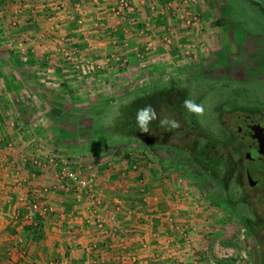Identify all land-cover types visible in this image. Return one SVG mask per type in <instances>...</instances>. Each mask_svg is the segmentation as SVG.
Returning a JSON list of instances; mask_svg holds the SVG:
<instances>
[{
  "label": "crops",
  "instance_id": "0c3cea01",
  "mask_svg": "<svg viewBox=\"0 0 264 264\" xmlns=\"http://www.w3.org/2000/svg\"><path fill=\"white\" fill-rule=\"evenodd\" d=\"M112 1L0 0V264H205L218 241L207 202L173 167L80 132L106 101L180 60L161 33L192 35L139 0L117 17ZM50 151L91 179V197L60 186Z\"/></svg>",
  "mask_w": 264,
  "mask_h": 264
},
{
  "label": "rangeland",
  "instance_id": "374dc122",
  "mask_svg": "<svg viewBox=\"0 0 264 264\" xmlns=\"http://www.w3.org/2000/svg\"><path fill=\"white\" fill-rule=\"evenodd\" d=\"M194 7L199 17L196 25L186 27L178 20L172 24V28L183 27L185 34H192L187 41L180 42H191L193 47L189 52L181 53L177 62L162 66L164 74L159 83L164 85L169 75H172L179 88L187 89L183 101L191 99L203 105L204 112L197 115L189 111L188 116L182 115L185 126L189 127L186 128L178 115L162 109L158 113V121L176 120L180 127L170 129L167 126L169 130L163 133L149 131L146 133L149 135L144 138L153 142L157 149L155 153L147 147L144 149L154 155L153 159L157 157L158 163L165 168L173 167L179 173L181 182L193 183L200 199L207 202V216L212 217L215 232L218 231L215 234L219 241L217 243H226L221 245L229 248L235 256L241 251L245 254V258L237 264H264V202L257 206L251 205L248 199H236L231 209L209 199V194L213 193L217 197L215 191L222 188L218 180L214 181L212 174L213 171L217 175L215 154L210 152L202 155L193 150L198 133L203 137L207 133L208 138L220 142L224 136L223 129L231 130L237 112H264V0H196ZM167 15L172 19L169 12ZM176 34L175 31L169 32L175 47H178ZM151 79L147 78V81ZM170 100V105L177 106L181 99L178 100L176 95ZM187 145L190 146V154L193 153L190 159L182 151L183 147L187 149ZM212 154L213 157H209ZM220 170L222 173L218 172L217 177L223 175L227 179L225 186H228V193H235L238 197L239 186L235 185L232 177L234 172L228 173L221 166ZM255 210L257 214L261 213L258 217L252 215ZM238 227L244 228V237L241 239L237 238ZM208 253L212 254L211 250ZM215 255H211L210 261L219 259ZM223 263L234 264V260L226 258Z\"/></svg>",
  "mask_w": 264,
  "mask_h": 264
},
{
  "label": "trees",
  "instance_id": "16d2710c",
  "mask_svg": "<svg viewBox=\"0 0 264 264\" xmlns=\"http://www.w3.org/2000/svg\"><path fill=\"white\" fill-rule=\"evenodd\" d=\"M160 81L156 80L152 85L125 91L115 104H109L106 101L104 109L101 112L89 115L91 122L88 126L83 127L80 132H88L91 135L101 136L106 144L104 146H121L131 143L141 145L143 149L147 147L148 150L155 152L157 146L153 142L146 140L144 137H147L149 134L140 129L137 119L139 110L148 106L154 109L155 118L149 120L148 128L149 131L158 130V132L161 131L162 133L164 130H169L167 126L162 127L161 122L157 119L158 113L162 109L178 115L184 126L185 121L182 115L188 116L189 114V110L184 107L183 101L187 89L179 88L170 77L164 85L160 84ZM176 95L178 96V100L181 99L179 105H170L171 97L174 98ZM185 127L189 128L187 125ZM222 132L224 136L220 139V142L215 141L213 138H208L209 135L207 133L205 137L200 133H196L197 138L194 139L193 143V150L200 152L202 155L214 152L217 175H219L218 172L222 173L221 170L219 171L220 166H228L229 160L234 159L227 148V140H229L230 134L226 128ZM214 143L215 145H213ZM189 147V145H187V149L183 147L182 151L186 153V158L190 159L191 149ZM214 154L209 157H213ZM217 179H214V181L217 182ZM220 199L222 200V197ZM221 205L224 206V203H221ZM228 207L232 209L234 205L230 204Z\"/></svg>",
  "mask_w": 264,
  "mask_h": 264
},
{
  "label": "built area",
  "instance_id": "2783aa9c",
  "mask_svg": "<svg viewBox=\"0 0 264 264\" xmlns=\"http://www.w3.org/2000/svg\"><path fill=\"white\" fill-rule=\"evenodd\" d=\"M146 0H139L140 5H147L149 10L152 11L154 15L170 13L174 21L178 20L182 22L186 27L194 26L198 23L199 17L198 12L195 9L194 5L196 0H162L160 5L156 4V0H148V4L145 3ZM130 8L129 0H113L110 6V11L117 17H122L124 12ZM140 29V28H139ZM161 40L165 44H174L171 36L168 32L161 33ZM180 52H189L190 48L193 47L191 42H179L177 43ZM5 145L9 147L10 142H5ZM37 148L38 145H35ZM35 150H38V149ZM38 155L30 156L31 165H36L38 163ZM44 164L50 168H54V175L56 179L60 182V186L66 190H70L73 199L79 200L82 197H91V187L92 181L89 177L83 176L80 171L73 166H70L67 161L63 158L62 153L58 151H50L43 154ZM109 221L114 220V215L110 214L106 217ZM105 217L99 216L95 218V224L98 227H102ZM237 238L241 239L244 237V228L238 227ZM210 246V249L205 250L203 259H211V255L216 254L215 256L222 260L231 259L234 260V264L245 258L243 251L239 252L236 256L232 253L229 248L223 247L221 244L214 241ZM211 250L212 254H209ZM204 251V250H203ZM215 252V253H214ZM201 264V263H200ZM249 264V262L247 263Z\"/></svg>",
  "mask_w": 264,
  "mask_h": 264
},
{
  "label": "flooded vegetation",
  "instance_id": "af4514ba",
  "mask_svg": "<svg viewBox=\"0 0 264 264\" xmlns=\"http://www.w3.org/2000/svg\"><path fill=\"white\" fill-rule=\"evenodd\" d=\"M235 116V121L231 123V130L229 131L226 128L230 134L229 140H227V148L234 159L229 160V165L223 168L228 170V173L234 172L232 177L236 182L235 185L239 186V195L237 194L238 197H236V195H234L235 193L229 194L227 189L228 186H225V181L227 179L224 178L223 175L217 177V175L212 171L214 179L218 178L217 180L221 184L220 186L222 188H219L220 190L215 191L214 194L217 197H214L212 193L209 194L208 198L214 200L217 203H224V205H227V207L230 204L234 205V200H242L244 198L246 200H250L252 202L251 205L255 204L258 206L264 202V175L262 174L264 158L256 161V166L251 169L252 172H249V174L252 173L253 175L250 177V183L247 179L244 155L248 147H254L253 151L259 152V150H261L264 152V112L244 111L239 113L237 112ZM191 155H193V153ZM231 163L234 164V167ZM256 170L257 172H254ZM222 179H224V181ZM221 197L222 200L220 199ZM260 214V212L257 214L256 210L252 212L254 217H258ZM250 231H252L251 226Z\"/></svg>",
  "mask_w": 264,
  "mask_h": 264
},
{
  "label": "clouds",
  "instance_id": "9594fccd",
  "mask_svg": "<svg viewBox=\"0 0 264 264\" xmlns=\"http://www.w3.org/2000/svg\"><path fill=\"white\" fill-rule=\"evenodd\" d=\"M184 106L192 113L197 114V115H202L204 112V107L203 105H198L196 104L193 100L191 99H186L184 101ZM151 113V115H150ZM155 118V111L152 109L150 106L139 110L138 112V123L140 125V129L148 133L149 128H148V122L150 119ZM161 126H169L170 129H175L180 127V123L176 120H169V119H163L161 120Z\"/></svg>",
  "mask_w": 264,
  "mask_h": 264
},
{
  "label": "water",
  "instance_id": "95a60500",
  "mask_svg": "<svg viewBox=\"0 0 264 264\" xmlns=\"http://www.w3.org/2000/svg\"><path fill=\"white\" fill-rule=\"evenodd\" d=\"M253 149L254 147H251V148L248 147L244 155V164H245V169L247 172V179H248V182L250 183H251L250 177H252L253 175L252 173L249 174V172H252L251 169L256 166V163H255L256 161L264 158V152H262L261 150H259V152L253 151ZM254 172H257V170ZM262 172H263L262 174L264 175V165L262 167Z\"/></svg>",
  "mask_w": 264,
  "mask_h": 264
}]
</instances>
